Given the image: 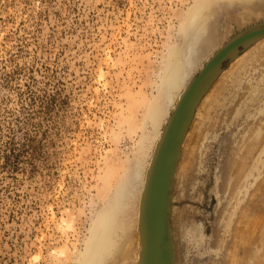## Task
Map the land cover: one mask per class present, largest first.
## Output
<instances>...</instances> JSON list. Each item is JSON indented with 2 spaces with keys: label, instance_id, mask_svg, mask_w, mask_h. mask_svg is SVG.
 <instances>
[{
  "label": "rangeland",
  "instance_id": "1",
  "mask_svg": "<svg viewBox=\"0 0 264 264\" xmlns=\"http://www.w3.org/2000/svg\"><path fill=\"white\" fill-rule=\"evenodd\" d=\"M261 5L264 0H0V264H82L84 258L116 264L117 253L106 256L119 226L105 224L152 128L146 113L160 101L172 55L180 60L192 34L206 31L188 82L231 36L264 21L255 10ZM201 121L215 126L201 150L203 188L191 200L173 199L171 209L195 212L212 243L203 254L190 243L187 264L215 262L222 252L228 258L221 264L233 257L238 264L250 252L238 229L259 220L252 232L259 244L264 228V153L252 139L257 129L264 134V39L224 66L188 129L181 165L192 148L196 163L200 142L193 135ZM225 141L230 179L236 164L251 174L245 182L242 172L234 177L231 189L219 178ZM130 229L132 247L137 235Z\"/></svg>",
  "mask_w": 264,
  "mask_h": 264
},
{
  "label": "bare ground",
  "instance_id": "2",
  "mask_svg": "<svg viewBox=\"0 0 264 264\" xmlns=\"http://www.w3.org/2000/svg\"><path fill=\"white\" fill-rule=\"evenodd\" d=\"M255 10H258L257 11L258 14H260L261 12L263 13L264 12V5L259 6ZM191 16L189 19H190V21L193 22L195 17L193 18V16L192 17ZM190 21H189V23H190ZM186 22H188V21H186ZM192 22H191V25L193 24ZM189 23H188V25H189ZM206 23H208V22H206ZM199 24H198V27L200 26ZM185 25H184V27H186ZM202 29H204V28L202 27ZM183 30H184V28H183ZM185 30H186V28H185ZM209 31L210 30L208 29V32ZM183 32L185 33V31H183ZM204 32H206V31L200 29V32H198V33L196 32V33L192 34V36L190 38V44L186 47V49L183 53V56H181L180 60L175 61L173 59V55H172V59L170 60V62L172 60L174 61V62L172 61L173 67H172V64L170 63L172 70L166 69L167 71H166L165 75L167 76L168 71L170 73H169V76H167L166 78L164 77V80H162L163 88L161 90L162 93H160V96H159L160 101H158L157 104L153 105L152 107L150 106L148 109V112L146 113L145 120L150 124V126H152V128L150 130V133L144 136V139L142 140L143 142L140 145V149L137 152V156H136V158H138V160L141 158L144 159V162L141 164L139 161V165H137L138 160H136V162L134 163V166H133L134 173L131 175L129 173L126 174V176H125L126 180H122L123 182L121 181L122 183H121V185H119L117 192H116V195L113 196L114 198L112 197L113 198L112 203L114 202L113 204L116 205V206L114 205L116 209L110 207L111 208L110 211L112 210L111 211L112 213H110V212L109 213L112 215L109 214L108 218H110L111 221H108L110 223L109 224L106 223L108 225L105 224V226H108L110 228V226H109L110 224L113 226H114V224H115V226L117 224L119 226V228H117V226H116L117 229L116 228L114 229V230L118 231L117 236H115L116 231L113 230L114 237L116 238V239H114L115 244L113 245L114 246L113 248H110L109 254L107 253L106 257L111 256L109 258V259H111L112 255L114 256L117 253L115 256H116V261L119 264H139L140 263V254H141V250H142L141 240L143 237L142 229H141V227L139 228V211L140 210H138V209H139L140 205H138V206L133 205V203H135V200H137V196H139V203L138 204H140V199H141L142 192L144 189L146 176H147L150 164L152 163V159L154 157V153H155L156 149L161 151L164 159L161 163V167H160L158 174H157L159 176L157 178L158 180L156 182V185L154 186L155 190H153L152 195L150 193L148 194V201L149 202H151L153 200V198H155L152 207H150L151 212L149 211L150 214H147L144 218H146L145 224H149V217H150V220L152 221V223L155 224L154 229H155L156 234L158 235V239H160L163 243L164 251H165L164 260H167V262L166 261L164 263L161 262V264H187V253H188V250L190 249V247H189L190 243L195 244L194 249L197 251L200 250L201 254H203L205 252V250H206L205 248L207 247V245L212 244V243H209L208 241H206V239L204 238V228L202 229V227L199 225V222L195 223V220L197 217V214L195 212H193L192 214L188 213V211H187V213H185L184 211H183V213H181V212L175 213V212H172V209H171L172 206L171 205H172L173 199H177V200L182 201V199H185V198L188 200H191L192 197L196 198L198 191L202 190V188H203L201 180H202V172L204 171V168L202 167V165L205 164L206 159H204V156H203L204 154H202L201 150H205L206 147L209 145V143L206 144V140L208 141L209 139H211L210 137L212 136V134H210V133L214 130L215 126L209 125L207 127H204V125H203L204 122H202V121L198 122L197 127L195 128V134L193 135V136H195V142L196 141H197V143L200 142V145L198 146L200 148V150H198V153H197V159L195 161L196 163H195V165H192L194 159H193V154L191 153V151L195 150L193 148H192V150L189 149L188 150L189 152L187 150L185 152L187 161L182 165L179 163H180V159H181V155H182V146L184 144L186 135L188 133V129H189L194 117H195V114L197 113L199 106L202 105L203 101L207 97L209 91L212 89V87L214 86L216 81L222 75L224 69H223L222 73L220 74V76L217 78V80L214 82V84L211 86L209 91L201 99V101L199 102L196 109L194 110L192 121H191L186 133L184 134V138L182 139L180 147L177 149V151L172 146L165 149L164 144H162V143L159 144L161 137L163 135V132H164V127L166 126V123H167L172 111L174 110V107H175L180 95L182 94L185 87L188 85V83L190 81L189 80L188 82H186L187 78L189 76V73H190L192 67L195 66V63L197 62V60L200 58V55L202 54V50L205 48V47H203V44L206 42L208 37L205 36L206 33L204 34ZM233 36H231L230 38H232ZM263 39H261V40H263ZM261 40H259V41H261ZM200 41H201V43H200ZM224 44H222L220 47H222ZM255 44H253V45H255ZM178 54H180V53H178ZM181 54H182V52H181ZM240 55L237 56L235 59H233V61L227 63L226 65L231 64L232 62L236 61L240 57ZM176 56H177V54H176ZM201 68L202 67H200V69ZM221 85H223V84H221ZM215 94H216V92H215ZM210 97H213V96L210 95ZM211 99L209 98V100H211ZM166 109H167V111H166ZM166 112H168V113H166ZM164 115L165 116L167 115L168 117L166 116V118H165L166 121H164L165 123L162 127V130L160 131L159 130V127L161 125L160 122L163 119ZM218 115H220V114H218ZM218 115H216V118H219ZM216 118L212 119V120L216 121ZM255 131H252V132L254 133ZM250 135L252 136V134H250ZM254 135H255V137H252V139L257 142L254 145H258V147L261 149V150L259 149L260 152L259 151L258 152L260 155L263 156L264 147L262 145L264 144V134L262 133V129H257V131L255 132ZM230 140L231 139H229V141ZM220 141H222V140H220ZM220 141H219V143H220ZM226 141H227V139H226ZM226 141H225V144L227 143ZM225 144H223V148H222L223 150L222 151L225 153L226 159L221 163V166L218 167V168H220L219 169L220 170L219 171V173H220L219 178L221 179L220 182H222V180H223V183L225 184L226 188L231 189L233 187V183H235V184L238 183V181L235 178H238L241 175L243 168H241V164H239V166L236 164L234 167V175H233L232 179H230L231 173L229 172L228 169L233 166V163L231 162L232 160H230V158H231L230 154L231 153L229 152V150L231 147L229 149H228V147L231 144L230 145L229 144L225 145ZM190 145H191V143L189 144V146ZM221 145H222V142H221ZM251 145H252V143H251ZM244 146L246 147L247 150H249L252 147L251 146L248 149L247 144H245V143H244ZM150 147L152 148V153L148 152L150 150ZM220 148H221V146H220ZM195 151H197V149ZM200 151H201V153H200ZM253 151L255 152V150H253ZM176 152H177V160H176V164H175L176 168L174 169V173L172 175V179H173L172 184L173 185H172V191L170 193V197L168 200V202H169L168 216H167L168 220H167V226H166V224H164L162 222V220L164 221V216H163L164 205L166 204V198H164V194H166V182H168L170 168L172 165L173 158L176 155L175 154ZM219 156H221V155L219 154ZM194 157L196 158V156H194ZM254 157H255V155H254ZM221 158H224V157L221 156ZM241 158H243V156ZM250 159L253 160V157H251ZM262 159L260 158V160H262ZM218 162L220 163V161H218ZM229 162H231V166L229 165ZM243 163H245V162H243ZM251 163H249V165ZM217 165H218V163H217ZM260 166H261V164H260ZM246 167H247V165H246ZM247 170H248V168L244 169V172H242L243 176L242 177L240 176L241 179L243 178V182H245L246 179L251 175V174L249 175L250 172L248 173ZM263 176H264V174H263ZM250 179H251V176L248 180H250ZM258 183H260V182H258ZM238 185L239 184H237V188H238ZM258 185H256V188L258 187ZM174 186H175V195L173 196ZM217 186H219V185H217ZM246 186L247 185H245L244 187H246ZM261 186H262V182H261ZM261 186H259V187H261ZM218 188H217V190H219ZM223 189H224V187H223ZM260 189H262V188H260ZM217 190H216V192H217ZM258 190H259V188H258ZM262 190H260V191H262ZM139 191H140V193H139L140 195H137V193ZM212 191H214V187H213ZM190 192L193 195H191ZM218 192H221V191H218ZM221 193L224 194L225 191H223ZM215 196L219 197V195H215ZM218 197L216 198L217 200L221 199ZM225 197H226V195H225ZM218 202H220V200ZM112 203H111V205H112ZM226 203H227V201L223 202V204H226ZM218 205H219V203H218ZM222 206H224V205H222ZM112 207H113V205H112ZM232 215H234V212ZM103 216H104V214H103ZM110 216H112V217H110ZM172 218H173V221H171ZM104 219H105V221H103V218H102L103 222L101 220H99L98 226L101 223L104 226V222H107L106 218H104ZM134 219H135V221H134ZM113 220H114V222H113ZM246 220H247V218H246ZM261 222H262V226L264 227V216L262 217V220L260 221V223ZM240 223H241V221H240ZM248 223H249V225H246L244 227L245 229L241 228L238 230H241L243 233V236L241 235L243 237V244H241V246H244L245 250H246V246H247V248L250 247V252H247L248 254L243 253V254H245V255H243L244 258L240 259L238 264H250L249 261L252 264H264V228L262 230L261 239L259 241V244H256L257 241L254 239L255 235L252 236V232H254L255 229L258 228L259 220H257V219L251 220ZM130 225H131V228H133V229L135 228L136 235H137L136 237L133 238L132 247H131V243L130 242L127 243V241H126V239L129 240L130 235L132 234V230L130 229ZM141 226H142V224H141ZM104 228H106V227H104ZM98 229L99 228L97 227V231H99ZM104 230L105 229H103V231ZM135 231H134V233H135ZM144 231L147 235H150L147 226L144 228ZM110 233H112V232H110ZM234 233L236 234V236H234V237L237 238V236H238L237 228H236ZM94 235H96V234H94ZM94 235H93V237H94ZM107 236H108V234H107ZM109 237L111 238V236H109ZM109 237L107 239H110ZM112 237H113V235H112ZM111 239H113V238H111ZM131 239L132 238H130V240ZM150 240H151V235H150ZM239 242H241V241H239ZM148 244H149V242H148ZM148 244L146 247H148ZM232 245L233 244H231V250L233 248ZM235 245H237V243L234 244V248H236ZM238 246L239 245H237V247ZM203 249H205L204 252H203ZM231 250H230V252H232ZM233 251H236V249ZM244 252H246V251H244ZM222 253H219L220 256L217 253L220 258L219 259L217 258L216 259L217 261H215V262H214L215 259H213V258H211V260L210 259L205 260L206 264L210 263V262H211V264L212 263L221 264L225 258H228V256L224 258L225 255ZM227 254L231 255L230 253H227ZM236 254H237V251H236ZM101 256H102V254H101ZM211 256H212V254H211ZM208 257L209 256H207L206 258H208ZM246 257H248V258H246ZM103 258L105 259V257H103ZM84 259H82L83 263L82 262L81 263L87 264L88 260L87 259L84 260ZM104 262H106V260ZM228 262L229 263L232 262L233 264L234 263L237 264L234 257H233V261H231V259L230 260L228 259L227 263Z\"/></svg>",
  "mask_w": 264,
  "mask_h": 264
},
{
  "label": "water",
  "instance_id": "3",
  "mask_svg": "<svg viewBox=\"0 0 264 264\" xmlns=\"http://www.w3.org/2000/svg\"><path fill=\"white\" fill-rule=\"evenodd\" d=\"M264 38V21L256 23L230 38L222 47H220L202 66L197 74L192 77L184 91L180 95L174 110L172 111L159 144H164L165 149L170 146L175 150L180 147L184 134L186 133L194 114V110L198 106L201 99L209 91L211 86L217 80L222 73L224 66L233 61L242 52L250 48L253 44ZM173 158L170 168L168 182H166V204L164 205V221L162 222L167 226L168 205L169 197L172 191V175L176 168L177 152ZM164 157L158 149L154 153L152 163L150 164L142 196L139 206V228L142 229V250L140 254L139 264H161V262H167L164 260L165 251L163 243L158 239V235L155 232V224L152 223L149 217V224H145L144 218L147 214H150L151 208L155 198L151 202L148 201V194L152 195L155 190V185L159 175L158 171L161 167V163ZM150 211V212H149ZM142 224V226H141ZM147 226L149 233L147 235L144 228ZM140 229V230H141ZM147 240V241H146ZM149 242V244H148ZM148 244V247H146ZM167 259V258H166Z\"/></svg>",
  "mask_w": 264,
  "mask_h": 264
}]
</instances>
